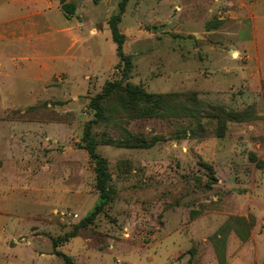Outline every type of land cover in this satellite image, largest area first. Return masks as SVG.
<instances>
[{"label": "rangeland", "instance_id": "obj_1", "mask_svg": "<svg viewBox=\"0 0 264 264\" xmlns=\"http://www.w3.org/2000/svg\"><path fill=\"white\" fill-rule=\"evenodd\" d=\"M42 1L54 8L42 14V30L73 25L66 39L37 42L35 69L47 64L50 72L39 77L27 66L36 60L25 41L0 39L10 75L0 71V264H65L55 250L74 264H264V164L257 163L264 162V0L127 1L118 28L131 57L128 81L148 92L194 94L203 129L184 133L196 126L187 117L116 114L114 125L94 124L99 140L126 128L159 141L96 146L114 197L56 247L52 239L98 202L93 163L80 145L93 118L89 99L121 76L107 23L120 0H66L75 4L72 19L58 11L60 0ZM16 13L0 1V22ZM65 44L72 60L43 57L64 54ZM228 112L248 118L228 120ZM226 225L220 263L211 238H222Z\"/></svg>", "mask_w": 264, "mask_h": 264}, {"label": "trees", "instance_id": "obj_2", "mask_svg": "<svg viewBox=\"0 0 264 264\" xmlns=\"http://www.w3.org/2000/svg\"><path fill=\"white\" fill-rule=\"evenodd\" d=\"M128 0H120L118 2L117 11L108 19V29L110 30L111 39L116 45V55L119 58V64L122 63L121 76L118 80L107 81L102 90L96 93L89 99L88 107L93 113L91 118L83 128L82 144L80 147L86 150L90 161L93 163L94 172V187L98 192V202L94 204L89 213L79 221V225L63 236L53 238L52 245L56 247L59 243L67 241L69 237L77 234L78 227H86L93 223L96 216L100 214L104 207L111 202L114 197V188L110 184L111 173L108 169L107 159L96 151L98 144L113 145L116 147H150L159 141L157 136H153L151 140L135 135L126 128L122 129V136L117 138L106 137L99 140L92 132V127L98 122L112 123L116 122V114L126 115L131 118H146L150 116H158L161 118L176 117L189 118L190 121L196 124L195 127H190L184 130V133L193 136L196 129L202 130V124L199 121L201 118V107L199 102L194 97V94H171V93H155L148 92L141 85L134 84L128 81L129 73L132 68L131 57L123 52V43L125 40L124 34L119 30L118 23L121 15L125 10ZM60 8L66 17H70L75 13V4L72 1L65 2L60 0ZM228 120L245 121L248 117L244 113H226ZM219 119L221 116L217 115ZM120 118V117H119ZM185 135V134H184ZM259 165L264 162L258 161ZM208 171L213 175V169L207 165ZM242 223L244 219L238 218ZM231 226L226 225L219 229L222 238H211L216 250V254L220 263L224 261V235ZM236 227V226H234ZM237 230V228H236ZM55 254L62 257L65 264H74L70 255L55 250Z\"/></svg>", "mask_w": 264, "mask_h": 264}, {"label": "crops", "instance_id": "obj_3", "mask_svg": "<svg viewBox=\"0 0 264 264\" xmlns=\"http://www.w3.org/2000/svg\"><path fill=\"white\" fill-rule=\"evenodd\" d=\"M0 1H2V0H0ZM3 1H5V3L8 4L9 9H11L12 11H15L17 13H16V15L8 17L7 19L0 22V39L1 40L13 39V40L22 41V42L25 41V43L27 44V47H29V49L32 51V54H31L32 58H34V61L36 60L35 62L30 61V64L27 66H29V68L32 69V71L34 73H36L39 77H41V74H43L45 71L50 72V67H47V64L44 67V69H42V70H36L35 69L38 66V64L40 63V60L42 57L41 55H39L40 54V52H39L40 47H39L37 42H39V40H41L42 38H44L46 40L49 39L50 41H53L54 39H56L57 35H61L62 37H64L66 39L71 34L73 25L72 26L71 25L65 26L62 29L55 31V33L53 30L49 31V29H51V28H48L47 31H44L41 29V26H40L41 16L46 11V9H49V10L54 9L52 7L48 8L46 6L45 1L40 0L37 5L32 4L33 0H3ZM65 2H67V1L65 0ZM40 3L44 4V8L38 7V5ZM60 5H61V2H60ZM55 10H58V9H55ZM58 11H60L64 15L61 8ZM72 16L66 17L64 15V17L67 19H72L71 18ZM35 18L37 19V24L34 21H32V19H35ZM28 20H30V21H28ZM72 49H73V47L70 48L69 45L67 46V44H65L64 46H62L59 49V50H63L64 54L56 55L55 52H57L58 50H51V51H55V52L54 53H52L51 51L46 52L48 54L49 53H51V54L45 55L43 57L46 59L47 57L57 58V56H58V57H61L60 59L63 58V59L72 60V55H69L70 54L69 52H71ZM42 54H44V53H42ZM35 56H37V57H35ZM21 58H23L22 55L21 56H15V57H13V62L18 63V61H16V60L21 59ZM0 71H5L4 74H6L5 75L6 77L10 76L8 69L6 68V64L4 62H1V61H0ZM42 71H44V72L42 73ZM0 91H1V89H0ZM1 96H4V95H1Z\"/></svg>", "mask_w": 264, "mask_h": 264}]
</instances>
